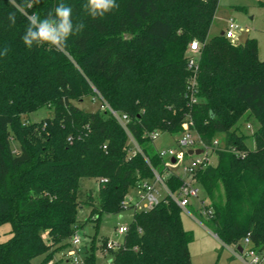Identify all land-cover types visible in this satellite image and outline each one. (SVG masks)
<instances>
[{"label":"trees","instance_id":"16d2710c","mask_svg":"<svg viewBox=\"0 0 264 264\" xmlns=\"http://www.w3.org/2000/svg\"><path fill=\"white\" fill-rule=\"evenodd\" d=\"M61 3L84 29L63 48H28L22 37L29 17L54 16ZM86 3L0 0V52L9 49L0 56V224L11 226L0 264H32L39 255L48 264L54 253L62 261L81 227L80 180L98 184L97 205L86 218L96 228L102 214L124 211V197L152 177L151 168L162 172L149 135L180 134L184 123L204 146L223 135V148L213 149L216 164L193 174L208 200L201 205L207 226L223 245L241 247L247 238L250 250L264 254V62L256 41L208 37L218 0H116L117 8L96 18ZM192 41L199 48L189 69ZM85 97L104 108L91 113L73 105ZM43 107L52 110L49 117L22 120ZM107 108L126 117L125 128ZM243 117L257 123L253 148L238 126ZM129 138L140 152L129 154ZM181 182L170 175L166 186L176 193ZM180 211L168 197L150 211H133L109 263L190 264L192 236ZM78 264H95L93 244Z\"/></svg>","mask_w":264,"mask_h":264},{"label":"rangeland","instance_id":"374dc122","mask_svg":"<svg viewBox=\"0 0 264 264\" xmlns=\"http://www.w3.org/2000/svg\"><path fill=\"white\" fill-rule=\"evenodd\" d=\"M264 0H218V6L214 18L210 25L208 37L218 35L220 32L229 30L230 24L238 25L242 30L233 31L234 37L230 41L234 44L243 43L246 38L254 39L258 47V59L264 62V7L258 5ZM189 54V53H188ZM188 56V55H187ZM100 101L97 98L85 97L81 101H73V105L85 112H96L100 109ZM51 109L47 107L40 108L28 115L22 117L26 123H38L51 115ZM250 128L247 129L246 126ZM240 131L247 136L245 144L248 148H253V140L250 137L257 127L253 120L245 121L244 117L238 123ZM180 138V134L169 135L159 133L153 141L154 150H166L172 148L175 142ZM219 145L223 142V135L215 137ZM13 150L17 148L16 143H12ZM196 148V147H194ZM211 166L216 164V156L212 154L209 158ZM175 173L183 176L181 168H175ZM97 182L94 179H81L77 194L79 207L77 209V224L81 227L76 234L79 238L78 258H82L93 244L95 264H110L109 251L112 250L109 243L113 242L120 245L123 235L118 233V228L126 226L131 221L133 211L126 209L118 215L102 214L98 226L95 228L93 222H86L90 211L97 205ZM139 191L136 188L130 189L126 195V200L132 203L136 200ZM163 195V193H162ZM202 202V203H200ZM208 200L204 193L199 189L198 198L190 199L186 212L180 211V220L185 231L192 236L188 245L190 264H246L247 257H239L236 246L223 245L219 240L213 237L212 231L204 220L202 206H206ZM198 213L202 215L200 218ZM11 226L9 223L0 224V243L5 242L11 236ZM95 236V237H94ZM94 237V242L93 241ZM235 253V254H234ZM44 255H39L31 260L32 264H40ZM60 253H54L51 263L71 264L70 262L60 261Z\"/></svg>","mask_w":264,"mask_h":264},{"label":"built area","instance_id":"2783aa9c","mask_svg":"<svg viewBox=\"0 0 264 264\" xmlns=\"http://www.w3.org/2000/svg\"><path fill=\"white\" fill-rule=\"evenodd\" d=\"M230 27L231 29L229 28V30L223 32L224 37L228 40L234 37L233 31L242 30L234 23L230 24ZM198 48L199 46L196 41L190 42L188 49L189 54L186 59L187 67L189 69L195 68L197 64ZM187 90L190 94V103H194L195 98L193 97V79L189 82ZM103 108L104 106L100 105V109L102 110ZM107 110L109 111L110 115L118 122V124L122 128H125L127 122L126 117L124 115H118L109 108H107ZM246 128L249 129L250 126L247 125ZM158 134V132H153L149 135V138L154 141L158 137ZM129 144L131 145L129 154L134 155L136 152H140L137 145L131 138H129ZM217 147L223 148V145H219L216 139L212 141L211 146H204L196 134L190 131L188 124L184 123L182 125L180 138L175 142V145L172 148H167L166 150H156L158 157L163 161L162 172L151 168L152 177L148 181L140 182L136 188L139 191L136 200L132 203L131 200H126L125 196L121 202V207L124 210L131 209L134 212H147L155 207L164 198L168 197L180 210L186 212V207L189 205L190 199L198 198L199 194V186L193 179V174L197 170L210 165L209 158L213 154V149H216ZM189 150H192L190 155L187 154V151ZM196 150H200L201 152L199 154H195ZM178 167L181 168V172L183 174L182 177L177 175L174 171V169ZM170 175H176L182 180L181 185L176 193H171L166 186V181ZM126 230V226H121L117 231L119 234L124 235ZM78 244L79 238L75 233L70 239V248L64 254L65 262H70L71 264H78L80 262L81 258H78L77 256ZM241 244L243 247L242 252L239 253L237 251L236 254L234 253L235 255L239 257H247L248 261H246V264H264V254H257L250 250L247 247L249 245L247 238L243 239ZM109 245L112 249L118 247V245L113 242H110ZM48 264L52 263L48 262Z\"/></svg>","mask_w":264,"mask_h":264},{"label":"clouds","instance_id":"9594fccd","mask_svg":"<svg viewBox=\"0 0 264 264\" xmlns=\"http://www.w3.org/2000/svg\"><path fill=\"white\" fill-rule=\"evenodd\" d=\"M34 2L38 3L39 0H34ZM83 7L92 18H96L97 16L103 17L106 13L117 8L118 5L116 0H87ZM54 13L53 16L50 12L48 17L44 19L36 14L29 17L28 27L22 37L28 48H32L33 44L37 46L48 44L56 48H63L71 35L81 32L85 27L82 22L73 24L70 6L61 3L54 9ZM15 19V14L9 13L8 20L11 25L15 24ZM8 51V47L5 46L0 52V56L6 55Z\"/></svg>","mask_w":264,"mask_h":264},{"label":"water","instance_id":"95a60500","mask_svg":"<svg viewBox=\"0 0 264 264\" xmlns=\"http://www.w3.org/2000/svg\"><path fill=\"white\" fill-rule=\"evenodd\" d=\"M220 35L222 36L223 35V32H220ZM201 151L200 150H196L195 151V154H199ZM192 153V150H189V151H187V154L188 155H190ZM173 161V160H172ZM237 251L239 252V253H241L242 252V248L241 247H237Z\"/></svg>","mask_w":264,"mask_h":264},{"label":"crops","instance_id":"0c3cea01","mask_svg":"<svg viewBox=\"0 0 264 264\" xmlns=\"http://www.w3.org/2000/svg\"><path fill=\"white\" fill-rule=\"evenodd\" d=\"M213 237H215L216 238V236L215 235H213ZM217 239V238H216ZM218 240V239H217ZM231 247H233V246H231ZM241 248H242V250H243V247H242V244H241ZM233 250H234V247H233Z\"/></svg>","mask_w":264,"mask_h":264}]
</instances>
